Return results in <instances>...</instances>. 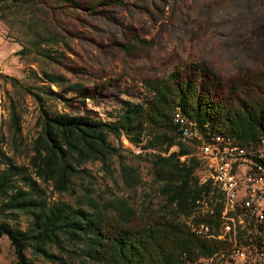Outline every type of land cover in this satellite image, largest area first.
<instances>
[{
	"label": "rangeland",
	"instance_id": "rangeland-1",
	"mask_svg": "<svg viewBox=\"0 0 264 264\" xmlns=\"http://www.w3.org/2000/svg\"><path fill=\"white\" fill-rule=\"evenodd\" d=\"M0 40V73L42 92L53 112L83 113L85 99V107L113 120L125 100L144 101L154 82L165 81L171 72L192 63H204L214 71L226 96L257 94L263 87L264 0H7L0 2ZM20 49L26 53L18 54ZM45 73L59 77V84L50 82ZM248 81L254 87L249 88ZM49 85L71 98L70 104L48 97ZM13 103L20 115V133L11 127ZM39 113V103L22 86L0 80V145L18 163H27L30 144L40 130ZM165 129L172 134V129ZM110 141L119 147L118 155L108 164L89 162L88 177L76 178L71 191L57 193L50 188L47 199L90 208L93 201L103 205L126 197L138 209L161 208L165 198L163 183L155 178L154 155H168L179 146L169 151L145 148L125 134L120 139L111 135ZM185 143L189 156L200 161L196 174L201 180H214V159L202 155L201 145ZM124 166L137 170L139 184H126ZM249 174H256V168H249ZM225 192L227 212H232L228 216L234 218L229 232L233 240L238 245L264 240V231L228 207ZM22 219L26 226V216ZM63 245L50 249L67 264H94L78 244L66 240ZM26 253L36 264H61L32 248ZM0 264H16L6 236H0Z\"/></svg>",
	"mask_w": 264,
	"mask_h": 264
},
{
	"label": "trees",
	"instance_id": "trees-1",
	"mask_svg": "<svg viewBox=\"0 0 264 264\" xmlns=\"http://www.w3.org/2000/svg\"><path fill=\"white\" fill-rule=\"evenodd\" d=\"M17 53L24 54L26 50ZM45 74L50 82L59 84V77ZM2 79L22 86L40 107V130L30 144L27 163H18L0 145V236L10 240L16 264H36L27 256L29 248L52 262L67 264L50 249L53 245L64 246L66 240L78 244L94 264H187L185 252L196 258L231 246L230 234L220 237L222 227L229 226L231 232L234 222L233 217H224L231 213L227 212L226 192L212 178L200 179L196 174L200 161L189 156L191 151L185 141L197 145L207 139L245 145L261 142L264 75L259 93L234 96V92L226 96L222 94V80L214 71L204 63H192L183 71L171 72L165 81L154 82L151 95L144 101L125 100L113 120L85 107V99L83 113L53 112L46 107L42 92L22 85L14 76L0 73ZM248 82L249 88L254 87L253 81ZM45 87L48 97L70 104L71 98L51 85ZM10 111L11 127L20 133L15 103ZM182 118L196 124L195 135L184 133ZM168 127L172 134L165 129ZM123 134L145 148L169 151L172 146H179V150L168 155H154L155 178L163 183L161 192L165 198L161 208L138 209L126 197L103 205L93 201L90 208L47 199L50 188L57 193L71 191L76 178L88 177L85 165L89 162L108 164L119 154V147L110 141V136L120 139ZM183 155L188 157L182 159ZM261 161L264 163V159ZM123 176L128 186L141 182L137 170L130 166L123 167ZM196 224L211 230L210 235L197 234L193 230Z\"/></svg>",
	"mask_w": 264,
	"mask_h": 264
},
{
	"label": "built area",
	"instance_id": "built-area-1",
	"mask_svg": "<svg viewBox=\"0 0 264 264\" xmlns=\"http://www.w3.org/2000/svg\"><path fill=\"white\" fill-rule=\"evenodd\" d=\"M181 126L186 135L197 133L196 124H191L189 119L182 118ZM201 153L214 159L212 176L222 190H228V201L235 202L233 213L246 215L255 228L264 226V163L261 161L264 159V136L258 144L250 145L207 139L201 143ZM249 167H256V174H249ZM229 216L224 214V217ZM193 230L201 236H209L211 231L203 230L200 224L194 225ZM227 235L229 229L225 225L220 237ZM229 239L232 242L229 248L211 256L190 258L185 252L183 258L187 264H264V240L238 245L236 239Z\"/></svg>",
	"mask_w": 264,
	"mask_h": 264
},
{
	"label": "bare ground",
	"instance_id": "bare-ground-1",
	"mask_svg": "<svg viewBox=\"0 0 264 264\" xmlns=\"http://www.w3.org/2000/svg\"><path fill=\"white\" fill-rule=\"evenodd\" d=\"M249 168H256V167H249ZM223 191H227L228 192V190H223ZM228 207L235 208V202L234 201H228ZM226 218H228V217H226ZM259 231H264V228L261 230L260 227H259Z\"/></svg>",
	"mask_w": 264,
	"mask_h": 264
},
{
	"label": "crops",
	"instance_id": "crops-1",
	"mask_svg": "<svg viewBox=\"0 0 264 264\" xmlns=\"http://www.w3.org/2000/svg\"><path fill=\"white\" fill-rule=\"evenodd\" d=\"M0 42H1V40H0ZM204 180H206V179H204Z\"/></svg>",
	"mask_w": 264,
	"mask_h": 264
}]
</instances>
